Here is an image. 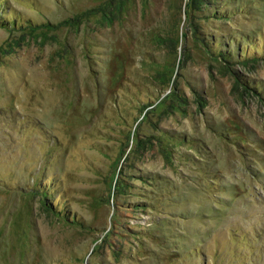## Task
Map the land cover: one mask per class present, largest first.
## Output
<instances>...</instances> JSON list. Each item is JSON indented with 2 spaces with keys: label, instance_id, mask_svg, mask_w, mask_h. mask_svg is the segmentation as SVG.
<instances>
[{
  "label": "rangeland",
  "instance_id": "374dc122",
  "mask_svg": "<svg viewBox=\"0 0 264 264\" xmlns=\"http://www.w3.org/2000/svg\"><path fill=\"white\" fill-rule=\"evenodd\" d=\"M0 264H264V0H0Z\"/></svg>",
  "mask_w": 264,
  "mask_h": 264
},
{
  "label": "trees",
  "instance_id": "16d2710c",
  "mask_svg": "<svg viewBox=\"0 0 264 264\" xmlns=\"http://www.w3.org/2000/svg\"><path fill=\"white\" fill-rule=\"evenodd\" d=\"M195 2H197L198 1V3L200 4H202V2L204 3V0H194Z\"/></svg>",
  "mask_w": 264,
  "mask_h": 264
}]
</instances>
